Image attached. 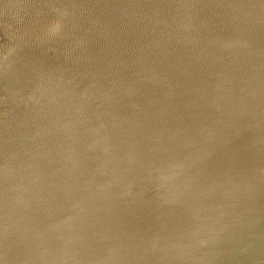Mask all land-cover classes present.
Masks as SVG:
<instances>
[{
	"label": "water",
	"instance_id": "obj_1",
	"mask_svg": "<svg viewBox=\"0 0 264 264\" xmlns=\"http://www.w3.org/2000/svg\"><path fill=\"white\" fill-rule=\"evenodd\" d=\"M0 264H264V0H0Z\"/></svg>",
	"mask_w": 264,
	"mask_h": 264
}]
</instances>
